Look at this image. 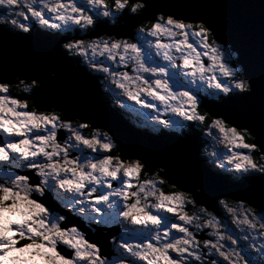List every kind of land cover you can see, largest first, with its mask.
<instances>
[{"label":"clouds","instance_id":"clouds-1","mask_svg":"<svg viewBox=\"0 0 264 264\" xmlns=\"http://www.w3.org/2000/svg\"><path fill=\"white\" fill-rule=\"evenodd\" d=\"M55 3L57 0H18L15 6L18 10L13 14L14 7H9L10 0H0V8L7 10L5 14L0 15V25H3L0 31L10 32L18 39L25 40L31 36L23 34L35 35L32 31L33 21L42 26L41 31L46 30L43 26L53 28L51 25L55 24L54 29H62L70 23L73 24L71 19H57V15L61 13L71 17V10H57L55 19L59 23L51 24H42L35 16H31L30 20L24 11L26 8L31 13L30 10H37L39 5V11L46 17L45 10L50 13L48 8ZM75 4L78 6L76 16L91 19V23L81 19L78 24L81 28L99 25L114 32L128 31L147 38L151 23H144L146 19L155 17L160 20L171 17L185 25H193V29H189V35L195 27L207 22L210 26L208 38H213L211 28L214 26L211 20L177 12L164 5L155 4L154 0H75ZM56 40L62 55L64 50H67L68 56H73L78 51L75 47H66L72 43ZM103 40L126 41L114 36ZM217 43L230 50L234 60L241 59L242 50L234 41L222 39ZM127 56L128 61L125 63L132 64L134 76H141V79L147 76L153 84L160 80L166 86V90L161 89L169 97L168 107L161 104L164 112L173 113V107H181L185 102V97L181 94H191L190 91H180L179 88L172 91L178 84L183 83L192 88L199 80L207 89H213L207 78L187 75L183 69L174 68L163 58L166 63H154L146 67V71L141 74L134 63L135 54L128 52ZM246 63L243 60L234 66L236 82H242L244 85L243 89L237 91L254 97L256 91L253 87V77L246 68ZM172 72L176 75L170 78L168 74ZM21 75L23 73H12L9 69L0 70V83H4L9 92L15 87L28 94L25 99H17L20 105L14 107V116L8 111L9 105L0 102V142L6 145L9 143V137L16 141L10 158L5 159L4 153H0V162H3L0 167V187H6L11 193L10 195L9 192H0V224H6L4 218L10 211H14L11 221L17 227L23 226L26 234H31L29 229L32 233L40 234L33 235L34 240H39L40 236L50 237L52 244L71 250L74 264H144L139 260L138 253H150L148 259L154 264H168L167 260L162 258V253L153 252L148 247L149 244L160 249L167 244L187 248L188 254L180 256V264H223L225 259L227 264H264V252L261 251L264 248V240L257 247L253 243L257 239L255 229L243 222L241 212L237 214L235 211V214H232L233 207L228 204L224 207L219 203L221 200L229 199L226 200L228 202L232 199L219 196L214 200L219 216L203 207L196 209V199L203 197L202 188L189 190V186L181 181L167 185V180L164 179L165 170L160 166L153 168L155 171L152 169V175L148 176L143 161L138 155L132 154L136 151L127 148L110 128H92L90 123H81V120L90 119L73 116L65 106L58 104L56 99L41 95L43 85L38 80L30 79V75L20 79ZM3 78L10 79L11 84H7V80ZM47 78L55 81L60 79V75L56 71H49ZM13 79L19 80V84L14 85ZM27 80L31 82L26 83ZM122 94L124 95L123 92ZM206 94L217 105L223 104V99L215 91ZM146 98L151 99L150 96ZM28 99L34 101L35 106L31 110ZM119 103L121 102L118 100L114 101L110 107ZM44 115L49 116L52 122L44 120ZM70 116L71 119L65 118ZM242 118L254 121L257 129L264 127L261 116L257 119L243 115ZM82 129L89 130L88 136L82 133ZM59 130L66 133L63 141L56 139ZM243 132L249 139L254 138L248 129ZM17 137H22V140H17ZM105 145L109 147L106 148ZM93 153L96 155L93 156ZM11 169L20 170L24 174L19 171L9 174ZM225 169L227 168L224 164L222 170ZM243 175L245 173L234 174L231 179L239 182ZM167 179L171 180L172 177ZM113 182L116 186L109 187ZM176 184L187 190L176 188ZM163 185H167L171 190L165 191ZM98 191L103 194L102 197L94 195ZM50 201H55L57 207H53ZM189 205L195 209L191 213L186 210ZM224 208L232 214L233 223L245 234L243 238L248 240L258 257L249 258L247 254H242L244 250L237 247V239L231 233L221 230L219 221L224 216ZM105 213L112 218L106 221ZM181 216H188L190 219L181 220ZM209 216L214 217L211 226L206 223ZM176 226L184 228L186 233L181 234ZM204 228L211 229L208 234L214 237L208 240L207 244L196 239V232ZM4 234L11 235L7 232ZM259 236L264 237V231H260ZM105 237L106 240L103 239ZM249 237L251 239H248ZM186 239L191 242L185 244ZM65 241L68 243L65 244ZM44 242L49 243L48 240ZM109 251L118 255V261L109 259ZM0 264H9V261L0 260ZM12 264H64V261L45 249L35 247L31 256H21L12 261Z\"/></svg>","mask_w":264,"mask_h":264},{"label":"snow or ice","instance_id":"snow-or-ice-1","mask_svg":"<svg viewBox=\"0 0 264 264\" xmlns=\"http://www.w3.org/2000/svg\"><path fill=\"white\" fill-rule=\"evenodd\" d=\"M17 2L18 0H10L9 7H15ZM48 10L50 13H56L57 10H71L73 13L71 17H66L61 13L57 15V19H71L72 23L75 25H78L81 19L91 23L89 17L76 16L78 6L75 4V0H69L68 3L57 0V3L49 6ZM30 11L31 16L38 17L42 24L49 23L48 19L39 10L31 9ZM51 27L55 28L56 25L53 24ZM189 29H193V25H185L179 20L171 17L167 19L161 18L151 23V29L147 38L138 36L137 42H131L130 40H102L89 43L88 48H90L93 53L99 49L100 55L107 53V59L109 61H115L118 56L119 62L124 66H128L129 64L125 63L128 61L127 53L132 52L136 57L134 63L137 64V71L143 74V72L146 71V67H150L152 64L156 63L152 54V48L154 47L156 50L155 56L163 58L167 63L172 64L174 68L183 69L187 75L193 77L200 76L201 78H207L210 86L215 90V93L223 99V104L220 105L222 108H224L225 105H239L252 98L250 94L246 92L237 91V89H243L244 87L242 82H236L237 76L233 65L237 64L238 60L233 59L230 50L224 48L222 44L217 43L221 41L222 38L218 39L215 28H211L213 38L210 40L208 38L210 26L207 22L202 26L195 27L191 32L192 42H190V35L188 34ZM161 36L179 37V40H174L172 43H162L159 38ZM149 37L155 38V42L153 43V40L149 39ZM145 44H147V47H144ZM196 45L203 50V53L198 51ZM66 47H75L79 50L80 54H84V42L82 41L78 40L75 43L66 45ZM204 57H206V62ZM90 66L95 67L94 64H90ZM101 70L111 78V83L117 89H120L128 100L134 101L135 104L143 108H154L156 104L151 101H158L160 104L168 107L169 97L161 91L162 88L166 90V86L160 80H156L153 84L151 80H148L147 76H143V79H141V76L129 75L127 71L121 72L119 70L110 69L109 67H102ZM168 75L170 78H173L176 73L172 72ZM29 78L38 80L44 85V79L40 76H31ZM3 79L7 80V84H11L12 82L10 79ZM181 95L185 97L184 104L181 107H173L172 112L175 113L176 116L182 117L185 121L205 124L208 116L207 114H200L198 112L200 103L198 98L188 92L182 93ZM147 96H150L151 99L146 100L145 98ZM225 97L226 99H224ZM0 102L9 105L8 111L11 112L13 116L16 114L14 107L20 105L19 100L10 98V92L4 83H0ZM185 105L188 107L186 108ZM214 115H217L218 118L213 119L207 126L209 128H215L217 132H219L221 138L227 141V150L228 153H230L224 156V161H222L218 167L223 169L224 162H226L230 168L224 171L229 172L231 176L238 173H245L236 185L237 187L245 186L254 180H259L262 189H264V163H258L252 155V153L256 151L264 153V127L260 128L258 131L254 121L243 119V114L239 111L229 114L224 110H220L214 113ZM43 119L50 123L52 122L47 115H44ZM52 119H54V117ZM66 119H71V117H66ZM153 120H158V123L165 128L170 126L175 127L177 124L176 121L170 119H159L158 117H154ZM261 121L262 124H264V113L261 115ZM244 129H248L251 132L252 137H254V142H248L249 138L244 135ZM209 134L214 135V133L211 132ZM8 139L9 143L6 145L0 142V153H4L5 159L13 155L12 150L16 144V141L11 137ZM56 139H58V134ZM17 140H22V137H17ZM85 143H87V141H85ZM105 147L107 148L109 146L105 145ZM239 150H248V152L245 154L243 151ZM132 154L139 156L144 163L145 171L149 173L153 168L160 166L165 170V176L171 177L173 170H180L182 168L180 158L168 153H162L159 156L152 157L148 156L144 151H136ZM260 161H264V155L260 156ZM184 183L189 186V190L195 187L202 188V195L205 196V186L202 180L188 173ZM109 187L114 186L110 185ZM0 192H9L11 195L10 190L6 187H0ZM94 195L103 196L99 191L94 193ZM208 195H211L212 199L215 200L217 197L227 194L215 192L214 194L208 193ZM240 199L241 203L239 207L243 222L253 229H256L257 225H259L260 231H264V194H262L261 201L256 207L245 208L242 202L245 197H240ZM219 203L224 207L227 206L226 200H221ZM254 203L255 200L249 198V204ZM5 207H7V205H5ZM235 211L234 208L231 209L232 214H235ZM14 214V211H10L4 218L6 224H0V260L7 259L9 264H12V261L19 259L21 256H31L33 249L35 247H40L64 261V264H74L71 250H66L63 246L52 244L50 237L40 236L39 240H34L33 235L39 236L40 234L32 233L31 229H29V233L31 234H26L23 226L17 227L9 218ZM104 216L106 221L112 218L107 213H105ZM189 219L188 216H181V220ZM213 220L214 217L209 216L206 223L211 226ZM61 227H63V225ZM176 227L177 231L181 234L186 233L184 228ZM5 232L11 233V235H5ZM16 237H19V239ZM45 240H48L49 243L45 244ZM208 240L210 239H205L202 242L207 244ZM22 241L25 243L22 244ZM190 242L191 241L188 239L184 241L185 244ZM64 243L67 244L68 242L65 241ZM148 247L152 249L153 252H161L162 258L166 259L168 264H180V256L188 254L187 248H178L175 244H167L163 249L154 248L151 244H149ZM261 251L264 252V248H262ZM77 255L79 256L80 254L77 253ZM137 255L139 260L144 262V264H154L153 261L148 259L150 253H138ZM225 262H227L226 259Z\"/></svg>","mask_w":264,"mask_h":264},{"label":"water","instance_id":"water-1","mask_svg":"<svg viewBox=\"0 0 264 264\" xmlns=\"http://www.w3.org/2000/svg\"><path fill=\"white\" fill-rule=\"evenodd\" d=\"M154 3L183 14L211 20L217 36L223 39L228 37L227 39H231L239 46L242 52L241 59L237 62L241 63L243 60L247 62L246 68L253 77L252 82L256 95L228 110V113L239 111L245 116L258 119L264 113V0H154ZM152 18L146 20L150 21ZM0 28H3V25H0ZM100 34L119 38L129 37L132 33L114 32L96 25L86 36L96 37ZM25 36H31V38L20 40L10 32L0 31V70L9 69L12 73H23L20 79H24L25 75L42 77L44 85L41 95H49L56 99L58 104L65 106L73 116L90 119L81 120V123H90L92 128L102 127L105 130L110 128L126 147L133 151H144L150 157L159 156L162 153L178 156L182 168L173 170L171 180L164 178L170 184L176 181L184 183L187 174L190 173L202 180L206 194L196 199V205L206 206L208 210L219 216L215 201L208 193L227 192V195L221 196L230 199L245 197L243 201L253 207L261 201L264 189L259 180H255V184L250 182L241 188H230L228 182L224 184L225 186L217 184L213 173L208 171L198 158L195 144L190 137L183 140L178 139V144L176 141H171L170 144V140L165 141L166 139L159 136L155 139L154 136L128 125L110 107L108 98L102 95L97 78L89 75L84 69L78 68L65 53L62 55L56 39L42 40L37 32L35 35ZM49 71H56L60 79L49 80L47 78ZM18 82L19 80L13 79L14 85ZM28 82L31 81L27 80L26 83ZM93 87L99 91L100 95ZM20 98L23 99V97ZM205 105L212 110L215 108L211 107H217L214 101ZM218 108L227 112L221 106ZM60 132L58 139L62 138ZM251 142H254V138ZM176 188L187 190L180 184H176ZM230 191L233 194L229 193ZM249 198L254 199L255 203L249 204Z\"/></svg>","mask_w":264,"mask_h":264},{"label":"rangeland","instance_id":"rangeland-1","mask_svg":"<svg viewBox=\"0 0 264 264\" xmlns=\"http://www.w3.org/2000/svg\"><path fill=\"white\" fill-rule=\"evenodd\" d=\"M62 2L64 3H68L69 0H62ZM39 5L37 6V10H39ZM46 12V18L49 20V22L51 23H59V21H57L55 19V13H52L51 16H47L48 14L50 13H47V10H45ZM25 14L28 16V18L31 20V13L30 12H26L25 11ZM91 14V13H90ZM154 19V17L152 18ZM152 20H145L144 23H151ZM156 22V21H155ZM37 26H40V25H37ZM70 26L72 27H75V29H84V28H81L79 25H74V24H69L67 27H63L62 29H54L52 28L54 31H56L57 33H59L60 31H63L65 29H68ZM86 30H84L85 32ZM161 42L162 43H172L174 40H179V37H168V36H161L159 37ZM103 39H107V38H104V37H100V38H92V39H87V41H85L84 39H78L79 41H84V54H81L82 58L84 60H86L87 62H89V64H94L95 67L99 68L101 70L102 67H109L110 69H115V70H119L121 72H124L125 70L123 69L124 65H122L120 62H119V57L117 56L116 60L115 61H109L107 59V53H105L104 55H100L99 53V49H97V51L95 53H93V51L88 48V44L91 43V42H94V41H101ZM137 39H138V36L135 35V39L133 40V42H137ZM149 39H152L153 40V43L155 42V38H152V37H149ZM76 40V41H78ZM76 41H68L67 43H75ZM190 42H192V38H191V35H190ZM144 47H147V46H144ZM198 51H201V53H203V50L199 48L198 45H196ZM155 48L153 47L152 48V54H153V57L155 58V62L158 63V64H163V63H166L165 61L162 60V62L159 63V61L162 59H160L159 57H156L155 56ZM77 53L80 54L79 50L77 51ZM81 58L82 61H84L83 59ZM204 60L206 62V57H204ZM99 62V63H97ZM131 65V63H129ZM130 69H131V73L129 75H135V73L133 72L132 70V65L130 66ZM94 71L96 73L97 70H95L94 68ZM102 71V70H101ZM210 75V73H209ZM104 79H103V82L105 83V85L107 86L108 90L110 91L112 97L114 96V100L115 101H120L121 103H119V106H121L123 109H126L129 111V113H132L134 114L135 116V124L136 126L140 127V128H144L150 132H154V130L158 127L160 128H165L163 125L159 124L158 123V120H153L152 117L155 116V117H158L159 119H162V117L158 116L155 112H154V108H143L141 107L140 105H137L135 104L134 101H131V100H128V98L122 94V91L120 89H117L112 83H111V78L109 76H107L105 73H104ZM187 86V85H185ZM188 87V86H187ZM178 87L174 86L172 91H176ZM194 90L196 89H199L198 91L199 92H205V95H207L206 93H214L215 90L213 89H208L210 92H207L205 91L207 88H206V85H202L200 83L199 80L196 81V86L192 87ZM180 91H187L186 89H183V88H179ZM199 92H195V93H191L193 95H198ZM208 96V95H207ZM10 98H15L14 96V93L12 91V88L10 90ZM209 98V96H208ZM16 99V98H15ZM147 99V98H145ZM153 103V101H151ZM158 102V101H157ZM185 107L187 108L188 106L185 105ZM142 111V112H141ZM198 112L200 114L204 113L202 110L200 111V108L198 106ZM163 115H167V118L170 119V120H173V121H176L177 124L175 126V128L179 125H184V126H187L189 124H187L182 117H179V116H176L175 114L171 113V112H163L162 113ZM139 118H140V121H139ZM195 124H198L196 122H194ZM193 123V124H194ZM211 123V121H207L205 124H202L203 127L201 129V136L203 137V139L207 142V146L208 147H213L221 156V159L218 160L217 162H213V163H210V166L211 167H214V172L218 173V174H222L221 170L219 167H217V165L219 163H221L222 161H224V156L227 155V154H230L228 153V150H227V141L226 140H223L219 134V132H217V130L215 128H209L207 125H209ZM192 124V125H193ZM169 128V127H168ZM168 128H165L166 130H168ZM61 131V134L63 135L64 134V139H65V136H66V133L64 130H60ZM82 131V130H81ZM214 133V135H210L209 133ZM83 133V131H82ZM85 136H88L89 134V130L87 133H83ZM0 139H2V137H0ZM63 139V140H64ZM62 140V141H63ZM199 140V139H198ZM249 140V139H248ZM250 142L252 141V139L249 140ZM248 141V142H249ZM233 150H238V149H233ZM90 151V150H89ZM209 151L211 152V154H213V150L211 148H209ZM239 151H243L245 154H247L248 150H239ZM107 154H111V153H107ZM93 156H95L96 154H92ZM216 158V157H215ZM225 163V166L226 168H230L226 162ZM3 166V162H0V167ZM18 171V170H17ZM224 171V170H223ZM226 172V171H225ZM2 174V173H0ZM115 187V186H114ZM50 203L52 204L53 207H56L55 206V202L54 201H50ZM232 207V206H231ZM201 208V206L199 205H196V209H199ZM234 209L236 210L237 214H238V211L237 209L234 207ZM190 213L193 212L195 209H193L192 205H189L187 207V209ZM223 212V211H222ZM228 211L226 210V208H224V214H227ZM201 215H203V213H201ZM10 219L12 217H9ZM178 223H180L179 221H177ZM233 222V218H232V214H230V219L228 221V225ZM207 229V230H205ZM227 227H223L221 228L222 231H226ZM235 229H238L237 227H235ZM211 231V229L209 228H204L203 230L201 231H197L196 232V236L198 237H204L203 240L205 239H214V237H211L209 236V232ZM255 231V234L257 236V239L256 241H253V243H255L257 245V247H259V243L264 240V237H260L259 236V232H260V228H259V225H257V228L254 230ZM234 238L237 239L238 241V244H237V247L239 249H243V247H241L242 245L241 244H244L246 241V239H244V233H241L240 231H231L230 232ZM248 239H251V237H249ZM106 240V239H105ZM199 240V239H198ZM203 240H200L201 242ZM91 242V240H90ZM251 249L254 250L255 253H257L255 251V249L251 246ZM244 250V249H243ZM111 254L109 255V259L111 260H114V261H118L119 257L118 255L115 253V252H112L110 251ZM242 254H247L249 258H255V257H258V254H255L253 255L250 251H245L242 253ZM174 255V254H173ZM216 259H222V258H219V257H215ZM223 264H227V262H223Z\"/></svg>","mask_w":264,"mask_h":264},{"label":"trees","instance_id":"trees-1","mask_svg":"<svg viewBox=\"0 0 264 264\" xmlns=\"http://www.w3.org/2000/svg\"><path fill=\"white\" fill-rule=\"evenodd\" d=\"M154 18H155V17H154ZM155 20H156V18H155ZM47 33L53 35V34H56L57 32L49 31V32H47ZM72 57L80 61V57H79L77 54L73 55ZM233 66H235V65H233ZM12 91H13L15 97H19V96H21V97H23V99H25V98H27V96H28L27 93H24V92H22V91H20L19 89H16V88H14ZM28 103H29V109L32 108V107H34V106H33V105H34V101H32L31 99H28ZM249 140H250V139H249ZM252 155H253V158L256 159L258 163H264V161H260V157H257V155H261V154H256V152H253ZM154 171H155V170H154ZM146 173H147V175H149V176L152 175V174H149L147 171H146ZM167 185H171V184L167 182ZM167 185L162 186V187L165 188V191H170L171 189H169V188L167 187ZM226 200H229V199H226Z\"/></svg>","mask_w":264,"mask_h":264},{"label":"flooded vegetation","instance_id":"flooded-vegetation-1","mask_svg":"<svg viewBox=\"0 0 264 264\" xmlns=\"http://www.w3.org/2000/svg\"><path fill=\"white\" fill-rule=\"evenodd\" d=\"M21 7H23V5L21 4ZM18 9H16L15 7H14V10H13V14H14V12L15 11H17ZM6 9H3V8H0V15H3V14H5L6 13ZM24 11H28L26 8L24 9ZM67 40H69L70 39V37L69 36H67Z\"/></svg>","mask_w":264,"mask_h":264},{"label":"bare ground","instance_id":"bare-ground-1","mask_svg":"<svg viewBox=\"0 0 264 264\" xmlns=\"http://www.w3.org/2000/svg\"><path fill=\"white\" fill-rule=\"evenodd\" d=\"M94 88V87H93ZM95 89V88H94ZM96 90V89H95ZM98 93H99V91L98 90H96ZM99 95H100V93H99ZM199 96H201L202 97V94L200 95L199 93H198V95H197V97H199ZM206 100H208V99H206ZM214 101V100H213ZM215 102V101H214ZM202 162V161H201ZM203 164V163H202ZM207 168V170L208 171H210V172H212V173H214L209 167H206ZM19 172H20V170H18Z\"/></svg>","mask_w":264,"mask_h":264}]
</instances>
